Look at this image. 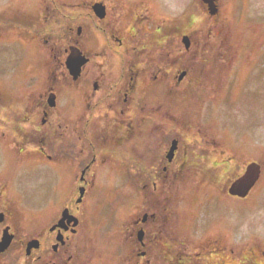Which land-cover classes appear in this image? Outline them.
Returning <instances> with one entry per match:
<instances>
[{
    "label": "flooded vegetation",
    "instance_id": "flooded-vegetation-1",
    "mask_svg": "<svg viewBox=\"0 0 264 264\" xmlns=\"http://www.w3.org/2000/svg\"><path fill=\"white\" fill-rule=\"evenodd\" d=\"M196 2L217 9L214 19L220 8L233 5V0H192L182 6ZM163 7L172 9L173 0H0V264H188V226L181 239L165 222L170 213L164 200L182 171L198 182L214 178L221 145L219 133L213 137L192 129L190 135L188 127L195 123L186 116L189 130L180 138L172 110H162L189 76L186 67L174 65L173 15L159 22L161 16H154ZM184 35L193 38L186 31L177 37ZM41 40L52 60L42 85ZM30 44L39 52L32 71ZM72 46L85 58L75 75L65 65ZM192 52L198 61L218 55L205 44ZM143 68L153 71L151 81L159 87L155 99L143 95ZM259 75L254 82L263 84ZM232 76L236 79L237 72ZM258 91L264 99V86ZM31 168L41 169L39 199L37 204L25 200L32 221L21 225L15 199L23 189L15 170ZM104 173L113 182L109 187L116 185L126 216L117 255L108 250L111 258L101 262L94 259L104 247L95 245L92 225L99 211L96 199L110 194L108 183H100ZM207 195L233 197L221 191ZM206 212L199 228L202 256L230 243L216 233L218 220ZM228 249L231 257L235 247ZM221 259L226 264L228 259Z\"/></svg>",
    "mask_w": 264,
    "mask_h": 264
},
{
    "label": "rangeland",
    "instance_id": "rangeland-1",
    "mask_svg": "<svg viewBox=\"0 0 264 264\" xmlns=\"http://www.w3.org/2000/svg\"><path fill=\"white\" fill-rule=\"evenodd\" d=\"M188 1L192 0H173L172 9L163 7L157 9L154 14L155 17L161 16L158 22L163 21L165 16L173 15L175 34L173 47L176 49L174 65L186 67L189 75L184 80L186 84L177 88L174 86L173 100L162 105V110L167 108L172 110L174 133L180 138L189 129L190 135L194 134L192 129H199L213 137L219 133L216 140L220 141L221 153L216 158L219 162L214 170V178L198 182L192 176L187 178L186 171L177 175L169 190L171 196L164 200L167 204L166 212L170 213L165 222L177 230L181 239L183 236L181 234L186 230L185 226H188L191 242L188 264H221V258L225 257L228 259L225 261L226 264H264V99L263 96H259L263 93L258 91L264 83L254 82L257 73L264 76V0H233L232 7L224 6L219 9L216 19L197 2L184 8L182 4ZM184 31L193 36L190 49L187 51L180 37H177V34ZM197 39L200 42L199 47H196ZM140 40L145 44L148 39ZM65 43L59 42L61 47ZM204 44L205 48L213 50L218 55H211L205 61H198L199 57H195L192 51L198 48L200 50ZM47 48L48 44L41 40V85L44 71L52 65V60H48ZM180 50L184 51L183 54ZM38 53L30 44L31 71ZM144 70L146 69L143 68ZM235 71L236 79L232 76ZM152 72L151 68L142 72L141 80H144L141 85L144 88L143 95L155 99L159 87L151 81ZM193 76L194 80L191 82L189 77ZM35 82L36 80L32 85ZM62 90L63 88L59 93ZM61 98L68 99L69 94L62 95ZM185 116L188 118L187 122L191 121L190 125L195 123L188 127L189 129L184 126ZM251 161L260 163L261 174L249 196L242 199L234 196L207 195L210 192H227L230 182L242 174L246 164ZM38 168L15 170V177L22 180L20 187L23 189L18 191L20 197L15 199V218L21 225L32 221L31 213L27 214L25 211L31 208L25 200L29 199L37 204L39 199L38 181H41V169ZM206 174H212V171L205 170ZM109 176V173L102 174L100 183L104 184L102 186L108 183L106 187L110 194L105 196L104 192L100 197L104 200L96 199L99 211L94 214L92 225L95 245L97 242L104 247L101 255L97 253L98 258L94 259L101 262L103 259H110L112 254L117 255L120 223H123L126 216H122L121 208L119 209L118 191L114 189L116 185L113 188L109 187V182H112L108 180ZM102 188L104 187L98 190L101 191ZM134 192L132 187L128 195L132 196ZM213 205L216 212L212 211ZM106 206L109 210L105 208ZM206 208L208 211L206 217L212 221L218 220L216 233L222 236L224 241L229 237L228 247L229 244L234 245L232 258L229 257L228 247L223 250L217 249V253L199 255L201 250L198 244L201 233L199 228ZM101 209H104L105 213L108 210L109 214L102 216ZM108 232H112L111 236H107ZM111 249L113 253L110 256L106 252ZM219 250L225 254H221ZM160 252L166 257V252L162 248Z\"/></svg>",
    "mask_w": 264,
    "mask_h": 264
},
{
    "label": "water",
    "instance_id": "water-1",
    "mask_svg": "<svg viewBox=\"0 0 264 264\" xmlns=\"http://www.w3.org/2000/svg\"><path fill=\"white\" fill-rule=\"evenodd\" d=\"M210 13L214 14L217 9L210 8ZM182 42L185 46V48L189 47V38L188 36L182 37ZM85 62V58L82 55L81 51L75 47L72 46L69 49V53L65 59V65L69 69L70 73H73L74 75L79 71L81 65ZM174 147V143L170 148V151H172ZM260 172V166L259 164L255 162H251L246 166V169L242 175L237 177L235 180H233L229 187L228 192L232 195H237L240 197H244L248 194L251 187L256 182Z\"/></svg>",
    "mask_w": 264,
    "mask_h": 264
}]
</instances>
